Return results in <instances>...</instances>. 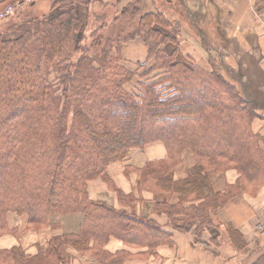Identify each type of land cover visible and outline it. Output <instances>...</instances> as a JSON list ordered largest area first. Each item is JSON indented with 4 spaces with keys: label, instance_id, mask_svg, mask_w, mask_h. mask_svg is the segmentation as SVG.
Returning <instances> with one entry per match:
<instances>
[{
    "label": "trees",
    "instance_id": "obj_1",
    "mask_svg": "<svg viewBox=\"0 0 264 264\" xmlns=\"http://www.w3.org/2000/svg\"><path fill=\"white\" fill-rule=\"evenodd\" d=\"M82 2L55 0L40 17L6 24L20 33L17 38L0 36V237L16 235L9 233L8 214L26 216L28 229L58 228L51 221L57 216L82 217L76 232L51 237L33 256L19 246L0 248V264H68L69 249L89 253L99 264H124L133 257L125 250L106 252L110 238L147 253L171 246V235L150 219L91 201L87 194L90 181L106 180L110 164L152 143L161 142L167 155L141 170L138 189L180 194L178 206L157 204L154 212L166 213L172 226L176 213L183 221L198 220L197 235L211 223L209 212L223 207L233 192L264 182V138L251 130L260 114L232 69L211 56L209 69L176 59L177 50L162 48L175 42L162 29L179 28L180 20L171 24L162 12L141 15L135 4L118 12L122 22L129 19L128 28L136 21L127 32L120 26L122 39L94 32L89 44L74 46L73 59L68 51L82 34L75 10ZM171 6L174 18L183 15L179 10L192 11L182 0ZM140 35L146 61L130 69L122 50ZM186 149L197 165L185 180L173 181L172 169ZM230 167L238 173L236 185L214 194L203 172ZM252 264H264V254Z\"/></svg>",
    "mask_w": 264,
    "mask_h": 264
},
{
    "label": "crops",
    "instance_id": "obj_2",
    "mask_svg": "<svg viewBox=\"0 0 264 264\" xmlns=\"http://www.w3.org/2000/svg\"><path fill=\"white\" fill-rule=\"evenodd\" d=\"M11 1L13 0H0V8L5 2ZM182 2L192 11L182 13L179 10L183 15L176 18L180 20V26L179 32L175 37L172 36L175 42L162 48L167 51L175 49L176 59L189 56L204 68L209 67L208 52H211L213 60L219 66L232 69L245 87L253 82L261 83L258 92L253 86L247 87L246 97L253 100L260 114L253 121L251 130L264 138V0ZM174 3L175 0H85L84 4L76 5L75 10L81 21L89 18L93 21L97 15L101 20L106 19L105 13L100 14L101 11L111 7V13L117 14L131 4L137 5L141 15L149 12L165 14V9H168L173 17L170 6ZM11 35L14 34L9 36ZM130 45L132 42L128 44ZM134 46L146 58L147 49L143 41L137 40ZM125 52L127 50L123 47L122 53ZM245 68L250 71L243 73ZM166 155L165 146L161 142L146 145L143 150H133L124 161L112 163L106 168V180L97 178L90 181L87 184V194L91 201L124 210L134 217L150 219L171 235L172 245L160 246L153 253H147V248H129L121 240L110 238L104 245V250L110 254L121 250L129 252L133 257L124 264H252L262 256L264 231H257L256 226L264 216V182L259 185L247 183L240 194L233 192L234 196L223 207L209 212L211 223L204 225L197 235L196 230L200 225L198 220L190 218L183 221V214L176 213L172 226L166 213L154 212L157 204L178 206L182 198L180 194L138 189L141 170L148 163L162 160ZM196 165L194 154L188 149L182 151L178 163L172 169L173 181L185 180ZM203 175L212 192L218 195L228 188L229 191L238 181V173L233 167L225 171L209 169ZM117 192L124 195L123 201L118 199ZM126 196L133 200L129 203V197ZM199 202L194 203V206ZM187 206L189 203L184 208ZM81 218V215L57 216L51 221L57 223L58 228L43 227L36 230L26 228V216L8 214V227L18 230L20 235L0 237V248L19 246L26 255L33 256L36 248L45 247L51 237L64 231L76 232ZM68 253L71 256L68 264H99L89 253L79 254L72 249Z\"/></svg>",
    "mask_w": 264,
    "mask_h": 264
},
{
    "label": "rangeland",
    "instance_id": "obj_3",
    "mask_svg": "<svg viewBox=\"0 0 264 264\" xmlns=\"http://www.w3.org/2000/svg\"><path fill=\"white\" fill-rule=\"evenodd\" d=\"M16 1L17 0H13L12 2H8L5 5H3L0 8V12L4 8H6L8 5H11L14 2H16ZM53 1H55V0H36L34 2L26 3V4L22 5L15 12V14H13L11 16L10 20H8V21L4 20V22L0 23V36L1 37L3 36V38H8V39L17 38L18 36H20V33L11 30V26L14 25L17 22H20V21L24 20L29 15L33 14V15H36V16L40 17V16L46 14L47 12H49V8H50V6H51ZM84 1L85 0H83V2L79 3V4H84ZM171 7L174 8L173 6H171ZM111 10H112L111 7H109V8H106L105 11H101L100 12V14L105 13V15H106V19L104 21V22H106V26H105V24H103V21L98 18V17H100L99 15H97V18H95L93 21H92L91 18H89L88 20H83L82 19V22H83L84 25L82 27V34H80L81 37H79L78 39H76L75 41H73L70 44V49L68 51V55H70L72 53L71 56L73 57V59L77 58L78 57V53H76V52L73 53V51L71 52V50L79 42H80V44L82 46L85 45V44H89L91 42L92 35L94 34V32L95 33H103L105 36L112 37L114 40H119V39H122L121 38L122 36H124V35L119 36V37L117 36L118 35L117 32L119 33V28H120L121 25H122L121 31L123 30V32H127L128 30L130 31V30L133 29V26L136 24V21L133 22L132 24H129V28H128L127 23L129 22V19L127 17H125L127 19L123 20V22H122L121 18L118 15V13L117 14L111 13ZM55 13H57V11ZM165 14L168 15L171 18L170 19L171 20V24H172L173 20H176V18H178V17H176V18L171 17L172 13L168 9H165ZM10 23L12 25H10L7 28L6 24H10ZM162 30H163V32H165L164 34H168L169 36H171V35L174 36L175 35V34H172V32H174L176 34L179 32V29L174 27L173 24L171 26V29H166V30L162 29ZM11 33H13L14 35L9 36ZM137 40H138V42L143 41L142 36L140 35L137 38H135L134 40L130 41V42H132V45H130V46H128V44H130V42L126 43L124 45V48H126L127 52H125V54L122 53L123 62L130 69L134 68L135 67L134 65H136V63H144L146 61V58L143 55H140L139 50L137 49L136 46H134L136 44ZM143 43H144V41H143ZM170 44H173V43L171 42ZM169 46H172V45H169ZM145 48H146V46H145ZM145 52H146V49H145ZM208 54L211 56V60H213V54L210 53V52H208ZM144 58H145V60H144ZM188 59L191 62H193V63H195L197 65V63L195 61L191 60L189 58V56L181 57L179 60H188ZM221 67H223V66H221ZM209 68L210 67H207L205 69H209ZM248 71H250V69L249 68H245L242 72L246 73ZM53 77H54L53 73L48 75V78H49V80H51V82H53L52 81ZM230 81L237 83L234 79H231ZM260 85H261V83H259V82H253L252 84L247 85L246 88L253 86L254 88H256V90L258 92L261 89ZM205 96H206V94H205ZM9 138H11V135H9ZM35 229L37 230L38 228H35ZM8 230L10 231L9 233H14V234L16 233L15 237H19L20 233L18 232V230L10 229L9 227H8Z\"/></svg>",
    "mask_w": 264,
    "mask_h": 264
},
{
    "label": "built area",
    "instance_id": "obj_4",
    "mask_svg": "<svg viewBox=\"0 0 264 264\" xmlns=\"http://www.w3.org/2000/svg\"><path fill=\"white\" fill-rule=\"evenodd\" d=\"M36 0H17L11 5H8L0 12V21L11 17L24 4L31 3ZM257 231H264V216L260 219L256 226Z\"/></svg>",
    "mask_w": 264,
    "mask_h": 264
}]
</instances>
